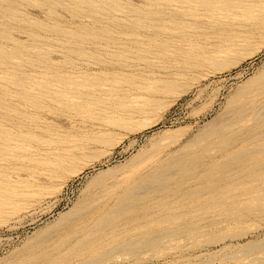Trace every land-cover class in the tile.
Masks as SVG:
<instances>
[{
	"label": "bare ground",
	"instance_id": "obj_1",
	"mask_svg": "<svg viewBox=\"0 0 264 264\" xmlns=\"http://www.w3.org/2000/svg\"><path fill=\"white\" fill-rule=\"evenodd\" d=\"M123 1L0 0V41L7 39L13 44L7 48L0 43L1 66L12 64L10 61L17 58L16 66L54 68L50 52L41 46L42 32H48L54 40L64 43V63L71 66L60 72L46 70V124L41 113L24 109L27 103L37 109L43 107L44 91L40 90L43 84L31 82L29 75L21 73L5 77L8 85H4V90L10 85L20 87L19 94L23 99L14 106L0 97V109L15 118L19 127V131L13 134L0 130V153L11 156L15 166L43 163L36 149L45 141L46 145L53 141L49 134L55 127L48 116L53 109L47 105V99L59 103L68 101V107L74 105L83 113L86 105L101 104L96 95L107 81L119 84L124 80L102 77L94 72V66L135 67L140 74L146 73L142 63L133 64V57L126 54L144 51L143 42L137 37L145 35L136 33L138 29L161 32L167 28L165 22L169 21L188 25V18L196 17L199 12L210 13L212 18L220 20L215 14L217 11H257L251 17L246 34L222 32L210 47L204 45L200 51L186 57L182 66H156L153 58L139 55L145 68L152 69L146 81L151 95L134 105L118 103L117 106L128 108L119 117L109 120L113 127L126 125L152 111L165 95L175 92L177 87L190 85L186 80L207 67L225 69L264 50V0H148L149 8L155 5L158 9H142ZM24 4L40 6L54 23L46 24L22 13L20 6ZM174 5L187 7L189 13L166 11ZM61 9L70 12L75 21L90 17L96 22H104V25L66 27L58 21ZM20 29L28 31V42L16 38L14 31ZM145 51L158 53L152 49ZM72 53L77 54V58L72 57ZM84 66L87 69L84 70ZM127 74L125 71L117 75ZM130 74L135 75V72ZM31 88L40 93L31 91ZM112 88L115 90L117 86ZM7 109L14 110L8 113ZM36 129L46 132V140ZM115 135V129H105L66 146L53 159H46V163L51 164L53 174L77 173L87 165V162L82 165L78 160L96 157L102 146L113 144ZM161 154L167 157H161ZM137 160L134 164L100 170L82 199L60 214L58 222L48 232H55L59 244L68 245L65 253L49 257L48 261L51 253L46 252V261L18 264H70L71 261L72 264H104L125 254L139 257L138 252L143 250L158 251L164 248L163 244L182 238L189 240L202 236L207 243L224 240L227 235L200 232L194 223L185 220V213L195 202L211 197L215 200L232 199L233 209L229 212L235 214L233 217L238 223L257 209L238 202V199L245 194L243 191H260L264 185V69L241 85L228 99L223 112L177 151H169L166 145H161L150 153L140 154ZM120 190L122 196L114 199ZM41 191L14 200L11 213L20 214L39 202L43 195ZM14 196L19 195L14 193ZM262 198L256 199L259 202ZM3 212L0 207V214ZM133 228L138 232L128 234ZM239 234L236 232L233 237ZM263 242H248L240 248V254L229 253L224 260L230 261L227 264H264L259 260L241 261L250 253L259 251Z\"/></svg>",
	"mask_w": 264,
	"mask_h": 264
},
{
	"label": "rangeland",
	"instance_id": "obj_2",
	"mask_svg": "<svg viewBox=\"0 0 264 264\" xmlns=\"http://www.w3.org/2000/svg\"><path fill=\"white\" fill-rule=\"evenodd\" d=\"M123 2L142 9L149 8L148 0H124ZM154 6L149 9L157 8ZM20 10L46 24L54 23L48 18L47 11L38 5L24 4L20 6ZM166 11L189 13L187 7L179 8L178 5L170 6ZM60 14L58 21L66 27L99 25L103 27L104 25V22H96L90 17L75 21L71 13L64 9L60 10ZM215 14L220 20L212 18L210 13L199 12L196 17L188 18V25L181 26L169 21L165 22L167 28L161 32L136 30V33L145 35L137 37L143 42L142 50L144 51L132 54L126 52V54L133 57V64L142 63L143 71L146 73L140 74L135 67L94 66V72L102 77L124 79L119 84L107 81V84L98 90L96 97L101 102L99 106L88 104L81 113L74 105L68 107L70 105L68 101L59 103L47 99V105L53 109L48 116L55 127L49 134L53 141L47 145L46 132L36 129V132L45 136V142L36 149L43 163L15 166L11 156L0 153V207L4 210L0 214V264H18L26 261L40 263L46 261V252L51 253L48 261L53 256L65 253L68 245L59 244L55 232L48 231L52 230L51 227L58 222L61 213L67 212L82 199L89 183L100 170L110 166L134 164L138 162L137 156L150 153L161 145H166L169 151H177L197 135L209 121L223 112L228 99L241 85L264 69V50L225 69L207 67L200 74L186 80L190 85L177 87L175 92L165 95L160 105L152 111L135 118L126 125L113 127L109 124L111 118L119 117L128 108L117 106L118 103L134 105L151 95L146 81L151 76L152 69L145 68V62L138 58L139 55L153 58L156 66H182L185 58L190 54L200 51L204 45L210 47L215 43L220 33L233 31L242 35L246 34L251 17L257 14V11L236 9L231 12L217 11ZM14 33L21 41H29L27 30H15ZM41 35V46L50 52V60L54 63V68L48 70L44 66H16L17 58L10 61L12 64L0 65V76L4 77L0 79V97L14 106L17 102L22 103L20 87L10 85L8 90H4V85H8L5 77L10 78L20 73L29 75V81L43 84L40 89L44 91L43 107L37 109L27 103L24 109L41 113L45 118L43 122L46 124V70L51 73L60 72L70 69L71 66L64 63L66 54L64 43L54 40L48 32H42ZM0 43L7 48L13 47L7 39H2ZM148 49L158 53L146 52L145 50ZM71 56L77 58L75 53ZM84 67V70L87 69V66ZM156 69L153 68V70ZM159 70L165 71L163 68ZM125 71L129 74L117 75ZM114 72L117 73L112 75ZM133 72L135 75L130 74ZM114 85L117 86L115 90L112 88ZM31 91L40 93L32 88ZM120 96L122 99H118ZM13 110L6 111L11 113ZM109 128L116 130L112 145L102 146L96 157L80 158L78 162L82 165L87 162V165L77 173L53 174L52 166L46 163V159H53L66 146ZM0 130L10 134L19 131L16 119L4 113L2 109H0ZM193 148L195 147H191ZM161 155V157L165 156V154ZM39 189L43 192L39 202L20 214L11 213L10 208L14 200ZM23 192L26 193L24 196L21 195ZM122 192L120 190L113 198H120ZM243 192L245 194L238 199V202L257 208L243 222L238 223L237 218L233 217L235 214L229 212L233 209L230 203L232 199L215 200L211 197L210 200L195 202V205L189 207L185 213V220L194 223L200 232L227 235L224 240L207 243L202 236H194L189 240L182 238L174 243L163 244L164 248L161 250H143L138 252L139 257L125 254L104 264H227L230 261L224 258L229 253L240 254V248L248 242L264 240V185L260 191ZM14 193H18L19 196L15 197ZM259 197L263 198L258 202L256 198ZM235 207H238L237 203ZM149 220H155V218H149ZM137 232V228H133L127 233L132 235ZM236 232L240 234L233 237ZM262 246L259 251L250 253L241 261L264 262V242ZM253 258L255 260H252ZM72 263L73 261L70 262Z\"/></svg>",
	"mask_w": 264,
	"mask_h": 264
}]
</instances>
